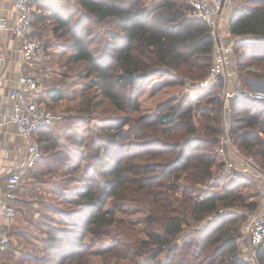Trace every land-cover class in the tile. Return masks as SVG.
Instances as JSON below:
<instances>
[{"label": "trees", "instance_id": "16d2710c", "mask_svg": "<svg viewBox=\"0 0 264 264\" xmlns=\"http://www.w3.org/2000/svg\"><path fill=\"white\" fill-rule=\"evenodd\" d=\"M237 1L239 2L228 17L227 32L230 37L241 39L234 44L233 50L236 53V70L245 84L249 74L255 76L259 73L246 70L247 65L258 68L257 65L264 61V0ZM76 2L78 7L75 10L66 8L64 11H61L57 4H46L48 13L44 14L45 6L41 1H35L33 22L37 24L47 19L52 20L53 34L59 37L67 36L69 42L66 43L65 50L71 53L73 61L85 62L87 77L95 74L92 83L100 91L103 99H107L116 109L139 110L138 95L142 92L144 83L152 76L164 75L177 83L182 81L181 77L197 80L208 73L213 62V36L206 22L187 15L188 1L76 0ZM74 16L76 20H72ZM90 21L107 26L104 32L106 36L104 50L101 54L92 53L89 39L84 38L86 24ZM64 89L45 83L44 88L38 92L37 100L53 109V104L65 98ZM203 98L204 106L198 107L200 110L198 125L193 120L192 113L195 108L192 100L186 97L179 100L176 105L166 108L167 110L159 114L154 122H150L148 117H139L134 121L132 131L123 129L130 121L127 117L110 118L105 126L103 124L98 126L101 136L98 132L91 133L88 141L80 132L74 131L73 137H67L71 142L68 146L60 147L59 142L48 141L52 125L34 130L32 136L39 144L41 139H45L48 142L47 148L58 149L56 154L51 152L53 161L56 162L73 166V162L86 159L87 152L85 153L83 148L86 147L87 151L96 157V161L91 162H95L94 170H98L101 182H97L90 174V171H93L92 166L86 169L81 178L70 176L73 177L71 178L73 182H80L73 184L67 191L58 192L76 206L63 213V222L67 223V226L56 225L57 221L53 218L55 224H45V235L40 241L43 246L39 253L26 255L16 264H87L84 261L85 253L81 251L85 248L82 244V235L85 233L99 235L111 225L116 209L105 208L108 199L118 196L126 183L136 185L137 182L140 189L148 186L147 192L151 195L150 204L154 214L145 219L146 238L132 241L128 245L118 242L113 248L110 259L117 260L114 261L115 264H119L120 259H127L132 263L135 257L142 255L143 260L140 264H247L236 240L239 222L240 220L243 222L245 218L244 213H223L219 210L229 206L255 208L259 202L258 191L245 194L238 189V183L240 185L239 179H245L246 183L257 187L256 181L239 174L226 184L219 186L217 183L214 189L204 191L195 197L186 194L175 197L168 192V189L174 191L177 188L175 181L178 174L167 184L169 186L167 189L165 185L166 191H153L148 184L150 181L161 179L172 169L178 170L179 173L188 170L185 177L193 186L209 178L211 166L216 159L212 149L217 145L218 135L222 129V100L217 96L214 85L202 90L200 99ZM199 103L200 101L196 106H199ZM163 106L165 104L158 107ZM229 114V132L234 137V142L264 168V100L234 96L230 100ZM157 129L166 137L176 138L169 140L168 144L167 140L162 142L163 146H167L165 160L148 163L145 167L137 166L133 159L139 154L128 156L131 148L133 149L132 145L139 143L141 139L146 140L150 133L156 134L159 132ZM141 130L145 131V134L139 133ZM198 130L204 135H195ZM129 137L133 139L127 141ZM146 145L144 144L142 148L152 147ZM177 148L178 152H175L174 149ZM205 148H209L210 152H204ZM40 149L42 153L41 146ZM163 153L147 150L146 155L151 159L161 157ZM44 159L41 154L29 171L34 169L38 162L43 165ZM159 167H162V170L155 176L154 173ZM141 168L146 174L145 177L132 180L128 177V174L139 175L142 172ZM33 176H36V172ZM221 179H223L221 176L218 177V180ZM210 214H214L216 218L207 222L203 228H196L194 235L198 240L189 239L188 231L185 230L189 220L198 222ZM180 242L184 248L190 249L194 245L195 250L205 249L207 252L205 258L195 259L193 254L189 262L188 258L187 262L175 259ZM162 252H165L164 259L158 258ZM257 259L259 264H264V252L259 250Z\"/></svg>", "mask_w": 264, "mask_h": 264}, {"label": "rangeland", "instance_id": "374dc122", "mask_svg": "<svg viewBox=\"0 0 264 264\" xmlns=\"http://www.w3.org/2000/svg\"><path fill=\"white\" fill-rule=\"evenodd\" d=\"M35 1L37 2L39 0ZM40 1L42 2V5L45 6L43 7L44 14L48 13L46 4H57L58 6H56L60 7L61 11L66 10V8L69 10H75L78 7L76 0ZM75 18L76 17L74 16L72 20H76ZM53 26L51 19L35 24V36L41 46V56L43 59L41 68L45 64L50 72L45 83L49 86L62 87V89L65 88L64 91L66 94L65 98H62L59 102L53 104L56 117L53 125L50 127L51 134L48 135L50 138L48 139L49 142L55 140L59 142L60 147L61 145H71V142L67 137H73L74 131L80 132V134L84 135L86 141L89 140V135L92 136L91 133L98 132L101 136L98 126L101 124H107L110 118H129V123L125 125L123 129L132 131L134 121L139 117H148L150 122H154L159 114H162L167 110L166 108L176 105L179 100L181 101L186 97L192 100L193 107L195 108L192 113L193 120L195 124L198 125V120L200 118L199 108L204 106L205 98L202 100L200 99L202 94L199 90H195L197 89L195 82L201 78L195 80L190 77H181L182 81L175 83L173 79L164 75L152 76L144 83L143 90L138 95L139 110H118L107 99H103L100 91L94 83H92L93 80H95V74H91L87 77L88 70L86 69L85 62L73 61L71 53L65 50L66 43L68 44L69 42L68 39H66L67 36L59 37L54 35ZM106 28L107 26L105 24L97 22L90 21L86 24L83 34L86 40L89 39V48L92 53L101 54L104 50V42L106 40L104 32ZM220 34L221 38L229 39L230 37L229 35H226L227 28H225L224 25ZM232 54L233 58H231V62H235L236 53L234 50ZM257 67L259 70L257 71L259 72L258 75L253 76L252 74H249L250 82L246 78L245 87L258 91L259 89H264V61L260 62ZM189 79L191 80V83L189 85H184L185 81ZM125 94L127 93L125 92ZM198 101H200V105L198 104L199 106H196ZM96 103L98 105H96ZM160 104H165V106L159 108L158 106ZM84 110L85 112H83ZM130 127L131 129H129ZM89 128H91L90 130L92 132L89 131ZM160 128L161 127H159V129ZM141 132L145 134V131L141 130L139 133ZM195 135L203 136L204 134L201 130H198ZM173 138L175 137H166V135L161 133L160 130L154 135L150 133L149 137H146V140L141 139L139 140V143H134L132 145L133 149L131 148L128 156L130 157L139 154L138 157L133 159V161L140 167H142V165L145 167L148 163L150 164L152 162H162L165 160L164 155L166 154L165 149L167 148V146H163L162 142H166L167 140L168 144L170 142L169 140ZM131 139H133V137H129L126 140L130 141ZM144 144L152 147H150V149H144V147L142 148ZM39 146H41L42 155L43 158H45L44 163L42 165L38 162L37 166L24 176L21 186L17 190L18 201L14 203L16 209L15 216L9 226L11 242L7 248L1 252L0 264H16L26 255H37L43 246L40 241L45 235V224H55L56 220V225L67 226V223L63 222V213L64 211H70L76 206L74 203H69L58 192L60 190L67 191L73 184L80 182H73L71 180L73 177L70 176L74 175L81 178L80 176L84 174L86 169H89V167L92 166L93 171H90V174L96 178L97 182H101L98 170H94L95 162H91L96 161V157L92 155V152L89 153L86 147H83L84 152H87L86 159L75 163L73 162V166H71L70 164H65L63 162L53 161L54 157L52 156V153L56 154L58 149L50 150L47 148L48 142L45 139H41ZM178 148L174 149V151L176 150L175 152H178ZM147 150H150L153 153L158 151H163L164 153L161 157L150 159L146 155ZM209 150V148L203 149L206 153H209ZM212 152H214V149H212ZM213 156L216 159L211 166V173H220L218 177L221 176L223 178V184H226L228 180L231 179L227 173L232 169V166L226 162L228 159L226 157L227 154L225 153L218 156L213 153ZM255 161L259 165L256 159ZM142 170L143 168H141V171ZM161 170L162 167L157 168L154 175L158 176ZM187 171L188 170H185L186 173H179L178 170L172 169L161 179L150 181L148 184H150V188L153 191L160 190L163 192L166 191L165 185L174 180L175 176L178 174V179L175 181L177 183V188L174 191L168 189V192L175 197H180L183 194L195 197L196 195L203 194L204 191L215 188V186L212 188L211 186L205 187L206 178L201 183L193 186V184L185 177ZM35 172L36 176H33ZM145 175L146 174L142 171L139 175L128 174V177L132 180L142 176L145 177ZM239 180L240 185L238 183V189L241 190V192L247 194L249 192H254L255 190L258 191V186L255 187L250 183H246V181H244L245 179ZM138 184L139 182H137L136 185L126 183L119 191L120 193L118 196L114 199L112 197L108 199L105 208L112 207L116 209L114 212V221L111 225L99 235H93L91 233H85L82 235V244L85 245V248L81 251L85 253L84 261H86L87 264H115L114 261L117 262V260L114 258L110 259V253L113 248L117 246L118 242L123 245H128L132 243V241L146 238L145 219L154 213L152 212V205L150 204L151 195L147 192L148 186L144 184L145 188L140 189L137 187ZM160 184H162L161 187ZM168 187L169 186L167 185L166 189ZM217 188L219 189L220 187ZM53 208L54 210L51 211L50 209ZM245 211L246 209L240 206L223 207L219 210V212L223 213H244ZM210 216L216 217L214 214H210L208 217H205L198 222L189 220V225L185 228V230L188 231L187 236L189 239L193 238V240H198V237L194 235L195 230L200 223L208 220ZM53 218H55V220ZM244 220L242 221L244 222ZM243 222H241V220L239 222V227L236 233L238 235L237 237H239L243 231ZM178 246L179 247L175 253V259L182 262H187V258L189 262L190 259L193 258V254H195L194 258L198 260L205 258L207 254L203 248L195 250L194 245H192V248L188 249L184 248L180 242ZM165 252L158 255V258L164 259ZM142 260L143 255L137 258L135 257L133 262L140 264ZM118 262L119 264H134L127 259H120ZM197 263H199V261H197Z\"/></svg>", "mask_w": 264, "mask_h": 264}, {"label": "built area", "instance_id": "2783aa9c", "mask_svg": "<svg viewBox=\"0 0 264 264\" xmlns=\"http://www.w3.org/2000/svg\"><path fill=\"white\" fill-rule=\"evenodd\" d=\"M189 10L187 15L206 22L214 40L213 62L205 77L197 80L195 86L202 94L204 88L214 85L217 96L222 100V125L218 135V142L214 153L218 156L230 152L237 160L238 167H232L227 173L230 178L239 174L246 175L258 183L259 202L255 208H248L244 212L243 231L237 238L240 241L243 259L247 264L258 263V251L264 252V168H261L252 155L244 153L234 142V137L229 132L230 122V100L234 96H248L254 99H263L264 92L246 88L239 77L233 58V46L241 41L237 37L221 38L220 31L224 18H228L237 0H188ZM16 14V22L12 27L8 26L7 17L0 14V34L10 28L14 35L20 40L19 51L24 63L29 64L27 70L20 72L17 78V86L9 90L12 106L9 111L10 120L15 125L18 134H31L38 128L53 125L56 117L54 109L39 103L38 92L44 88L45 81L49 77V69L43 64L41 46L35 36V24L33 13L35 0H13ZM228 21V19H227ZM3 57L0 55V65ZM35 67V68H33ZM39 67L40 69H36ZM248 71H259L254 65H247ZM250 82V78H247ZM191 80L185 81L189 85ZM250 84V83H249ZM41 149L37 139H31L27 146V157L24 166L18 170L9 171L3 180V193L0 198V252L5 250L11 242L9 226L14 220L15 206L17 201V190L21 182L41 157ZM220 173H211L206 180L205 187L223 185L218 180ZM218 180V182H217ZM210 189V188H209Z\"/></svg>", "mask_w": 264, "mask_h": 264}, {"label": "crops", "instance_id": "0c3cea01", "mask_svg": "<svg viewBox=\"0 0 264 264\" xmlns=\"http://www.w3.org/2000/svg\"><path fill=\"white\" fill-rule=\"evenodd\" d=\"M0 14H4L7 17L9 27L15 24L16 14L13 0H0ZM227 19V17L224 18L222 27L224 25L227 28ZM226 35H228V32ZM19 43L20 40L10 28L0 34V55L3 57V62L0 65V198L3 193L4 176L9 171L18 170L24 166L27 157V146L33 138L32 133L29 135L18 134L8 114L12 106L9 90L11 87L17 86V78L20 72L27 70L29 67V64L24 63L21 59ZM36 69L40 68L37 67ZM248 77L250 78L249 75ZM226 157L228 158L226 162L230 166L238 167V160L230 152H227ZM215 218L210 216L208 220L200 223L197 228H203L207 222L213 221ZM1 223L2 219L0 218ZM237 243L240 248V241Z\"/></svg>", "mask_w": 264, "mask_h": 264}, {"label": "water", "instance_id": "95a60500", "mask_svg": "<svg viewBox=\"0 0 264 264\" xmlns=\"http://www.w3.org/2000/svg\"><path fill=\"white\" fill-rule=\"evenodd\" d=\"M262 91L264 92V89H262Z\"/></svg>", "mask_w": 264, "mask_h": 264}]
</instances>
